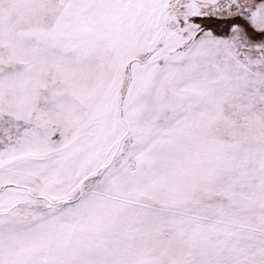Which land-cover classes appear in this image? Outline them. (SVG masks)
Returning a JSON list of instances; mask_svg holds the SVG:
<instances>
[{
    "label": "snow or ice",
    "instance_id": "6c2138e0",
    "mask_svg": "<svg viewBox=\"0 0 264 264\" xmlns=\"http://www.w3.org/2000/svg\"><path fill=\"white\" fill-rule=\"evenodd\" d=\"M0 264H264V0H0Z\"/></svg>",
    "mask_w": 264,
    "mask_h": 264
}]
</instances>
